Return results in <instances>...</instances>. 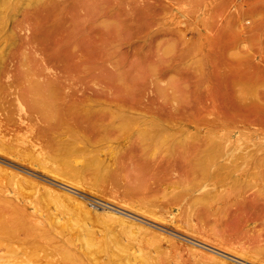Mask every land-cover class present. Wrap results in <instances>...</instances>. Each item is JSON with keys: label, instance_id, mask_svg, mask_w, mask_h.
I'll list each match as a JSON object with an SVG mask.
<instances>
[{"label": "rangeland", "instance_id": "1", "mask_svg": "<svg viewBox=\"0 0 264 264\" xmlns=\"http://www.w3.org/2000/svg\"><path fill=\"white\" fill-rule=\"evenodd\" d=\"M51 4L54 9L50 8ZM38 7L23 6L15 20L6 24L11 30L8 37L12 45L10 71L28 70L41 82L58 73L68 78L65 72L71 73L68 69L76 60L71 62L72 53L65 48L89 43L84 29L96 28L97 46L104 51L91 53L94 70L78 73L84 77L82 85L73 81L76 79H67L69 83L63 77L62 89L71 93L82 88L85 96L90 97L101 87L113 85L116 90L123 76L133 90L130 96L140 103L122 113V117L126 115L125 120L118 119L119 125L123 121L125 127L120 140L107 143L108 146L100 143L99 152L96 147L94 153L87 152L80 160L84 165L95 154L102 158L105 153H111V168L100 172L96 168H72L70 155H58L46 148L49 163L45 169L80 183L85 193L63 185L62 180H53L52 174L37 173L35 168L0 153V184L10 192H0V198L4 195L6 199H0V227L8 230L0 231V264H264V200L259 197L264 192V181L260 178L264 175V0H42L40 7L43 8ZM55 8L62 9L56 12ZM45 13L49 18L53 16L50 22ZM53 32L57 33L55 38ZM37 36H42V42L37 41ZM50 37L55 42L50 41ZM49 47L53 49H47ZM56 51L62 57L68 54L58 64H66L68 71L63 65V69H58L53 61L51 54ZM107 54L109 58L103 59ZM159 63L162 66L159 67ZM129 70L133 72L130 74ZM74 73L72 75H76ZM115 75H119L121 81ZM217 107L224 108L221 123H214L219 118V112L214 109ZM136 114L138 117H132ZM171 114L175 121H182V129L180 125L174 127L176 123L166 122ZM127 115L133 118L131 122ZM14 118H19L18 111ZM148 118L160 124L165 122L170 129L172 125V128H180L183 132L172 131L177 138L188 139L202 156L211 154L208 160L203 158L202 168H228L219 171L217 178H204L207 188L194 192L179 204L178 211L182 212H177V220L185 223L189 214L190 233L186 228H167L160 221L147 220L139 212L154 207L156 201L172 198L174 185L178 187L174 190L177 193L185 189L177 171L164 173L161 168H155V174L162 173L157 174L163 181L160 193L149 195L146 191L144 183L153 182L147 176L149 170L144 168V120ZM125 121L130 125L124 126ZM29 122L32 126L36 124L34 119ZM9 129L12 131L5 134L10 138L16 135L14 143L23 145L19 147L22 153L31 149L33 130L15 133L16 127ZM155 129L153 132L159 133L162 127ZM156 141H152L150 147V154L154 155L152 165L158 163L164 168L168 165L169 153L166 148L156 146ZM214 154H217L216 160H212ZM232 168L240 169L237 172L243 176L237 178V172L231 173ZM10 169L63 192L51 194L43 185L28 184L21 176L15 177L13 184L7 171L15 173ZM204 190L210 193L209 201L215 209L211 207L206 212L208 216L203 213L201 219L195 212L205 210L202 205L205 202L199 198ZM64 192L77 200L70 199ZM74 192H79L80 196ZM151 196L157 200L148 202ZM94 200L103 202L107 208H101L103 205L98 206ZM84 202L87 209L81 207ZM193 231H200L208 241ZM167 234L177 242H167L163 237ZM214 256L218 260L213 259Z\"/></svg>", "mask_w": 264, "mask_h": 264}, {"label": "bare ground", "instance_id": "2", "mask_svg": "<svg viewBox=\"0 0 264 264\" xmlns=\"http://www.w3.org/2000/svg\"><path fill=\"white\" fill-rule=\"evenodd\" d=\"M41 2H42V0H0V153L4 154L6 156H9L10 158L13 159V161L14 160L16 162L19 161L21 163L27 164L26 166H31L32 168H35L36 169L35 171H37V173L41 172V174L42 173L52 174L54 177L53 180H55V181H57L56 179L62 180V181H64L62 183L63 185H66V186L71 187L77 191L85 193L86 191L82 189L83 186L80 185V183L76 184L73 181H69L67 179H64V177H62L58 173H54V171L52 173L50 170L45 169V168H47V164L49 163L48 157L46 156V154H47L46 148L52 149V151L58 155H63V154L70 155V157L73 159H72V161H70L69 166L72 168H96L97 169L96 171H98V172L102 171L103 168H111V166L113 165V163H112L113 158L111 157L112 156L111 153H105L104 157H102V158L100 157V155L95 154L94 157L92 156L93 158L90 160V162L84 163V165H81L80 160L83 156L87 155L85 153L88 152V154H89V152H91V151L94 153V148L97 149L99 146L98 144L104 143L107 145V143H113V142L115 143L116 140H120L121 138L120 139H118V138L120 137L121 134L122 135L124 134L123 130L125 129V127L122 126L123 121H122V125L121 126L119 125L120 123H119L118 119H120L122 117V113H126L127 110H129V108H132L131 105L135 106L139 101H136L133 97L130 96L132 94L133 90H131L132 88L128 87V85L126 84V80L123 76L121 77L123 79V82L121 83V86L117 87L116 90L114 89L113 85L101 87V85H100L102 83L101 82L99 84L101 88L98 89L96 92H94V94L92 96L87 97V96H85V92L83 90H81L82 88L77 89L74 92L72 90L71 93L65 92L64 89H62L63 83H64L63 82L64 76L63 75L60 76L59 73L56 75H53L54 77H51L52 74H50L51 78L45 79V80L42 79L43 80L42 82L40 81V79H34L33 76H35V74L30 75L28 70H24V69H17L16 70L15 69L16 71L11 70V71H14L11 73L10 63L12 61L11 60L12 59L11 58L12 45L8 41V37L10 36L9 33L11 30H10V27H8L6 24H8L11 21L13 22V20H15L14 18L17 17V15L20 13L23 6H27V7L28 6H35V8L39 6L38 8L40 9V8H43V7H40ZM44 4H46V3H44ZM60 5H62V4H60ZM50 6H51L50 8L53 7V9H54V6L52 4ZM55 7H57V6H55ZM60 9H62V8H60ZM60 9L57 8L56 12ZM34 10L35 9H33V11ZM39 14H43V13L40 12ZM53 15H55V14H53ZM45 16L48 17V19H49V20H47L48 22H50L51 21L50 18L53 17V16H51L49 18L50 15L48 14V16H47L46 13H45ZM70 16H73V14H71ZM37 17H38V14H37ZM40 17H41V15H40ZM93 18H94V16H93ZM46 19L47 18H45V21H46ZM90 19H92V18L90 17ZM42 20H44V19H42ZM90 21H92V20H90ZM62 23H64V22H62ZM40 24H41V22H40ZM65 24H66V22H65ZM56 25H57V23H56ZM42 27L43 26H41V28ZM57 27H58V25H57ZM74 27L76 28V26H74ZM60 29H62V28H60ZM95 29L96 28L84 29V33H86L87 36L90 38L89 43L88 42L84 43L85 44L84 46H81V45L79 46L77 44H74L70 48H68V47H67V49L65 48V50H67V51H69L68 49H70V51L72 53L71 62L72 61L74 62L76 60L73 64V66L71 65L72 68L68 69L71 73L65 72V74H68V76H67L68 78L64 77L66 80L67 79L68 80L76 79L73 81H76V84L79 83L82 85L84 77H80L79 74L80 73H81V75H82V73L86 74V73H89L91 70H94L92 65H91V60H92L91 59V53L93 51L99 52L98 50L104 49L103 47L101 49L100 47L97 46L98 40L95 39V32H94ZM98 29L101 30V28H98ZM52 31H54V30H52ZM103 31H105V29ZM54 32L52 35L53 38H55L54 35L57 34L58 31H57V33H54ZM97 32H99V31H97ZM41 33H42V36L45 37L43 35L44 32H41ZM110 33H111V30H110ZM62 34H64V33H62ZM106 34L108 35V33H106ZM46 35H48V34H46ZM42 36L41 37L37 36L38 42L39 41L42 42L41 41ZM65 36H67V35L65 34ZM102 36H103V34H102ZM108 37H109V35H108ZM108 37H106V38L109 40ZM100 38H101V36H100ZM48 40H47V42H48ZM50 41H52V38L50 39ZM53 41L55 42V40H53ZM29 42H31V41L29 40ZM44 42H46V41H43V43ZM105 42H107V41H105ZM108 43H111V42L108 41ZM31 44H32V42H31ZM52 44H56V43H52ZM37 45H39V44H37ZM108 45H107V47H108ZM24 46H25V43H24ZM22 47H23V45H22ZM33 48L35 50V47H33ZM47 49H53V48L49 47ZM38 51H40V50H37V52ZM62 52H64V51H62ZM97 52H95V53H97ZM32 53H34V52H32ZM32 55H34V54H32ZM45 55H44V57H45ZM51 55L53 57L52 58L53 61L58 66V64L60 65V63L63 62L64 56H67L68 54L67 55L62 54V55H64L62 57L56 51L55 54H51ZM100 55H102V54H100ZM39 56H41V55H39ZM147 56H148V54H147ZM68 58L65 57V59L69 60ZM95 58H96V56H95ZM102 58L107 59V58H109V55L107 54V55L103 56ZM47 59H48V57H47ZM42 60L44 61V59H42ZM49 61H51V60H49ZM69 61H67V64L69 63ZM130 61H131V59H130ZM121 62H122V60H121ZM152 62L153 61H151V63ZM45 63H46V59H45ZM160 63H161V61H160ZM160 63H159V67L162 66V64H160ZM165 63H166V61H165ZM102 64H104V63H102ZM41 65H42V63H41ZM47 66H48V64H47ZM47 66L45 65V67H47ZM61 66H58V69H60L59 67H61ZM117 66H118V64L116 63V66H114V67L117 68ZM64 67L66 69V64ZM150 67L153 68L152 66H149V68ZM51 68L53 69L52 66H51ZM11 69H12V67H11ZM61 69H63V68L61 67ZM99 69H100V67H99ZM126 69L128 70V67ZM126 69H124V70H126ZM54 70H55V67H54ZM114 70H115V68H114ZM133 70L130 71V74H131V72H133ZM64 71L65 70H62L63 73H64ZM109 71H113V70L109 69ZM74 72H76V75H72V73H74ZM150 72H151V70H150ZM114 73H116V72L114 71ZM114 73H113V75H114ZM152 73H154V71ZM102 74L99 76L101 77ZM123 74H125V71L123 72ZM94 75H96V74H94ZM126 75H128V74H126ZM100 77H99V79H100ZM115 77H117V75H115ZM105 78H106V76H105ZM118 78H120L119 75L117 77V80H119ZM121 78H120V81H121ZM188 79H191V78H189V76H188ZM93 80H95V78ZM114 81H115V79H114ZM84 82L86 83L85 80H84ZM98 82H100V80ZM173 82H175V80ZM183 82H185V81H183ZM86 85H87V83H86ZM64 86H66V85H64ZM104 86H105V84H104ZM12 88L14 89L13 91L11 90ZM177 89H178V87H177ZM188 91H190V90H188ZM78 92L81 93V97L79 96ZM183 98H185V95H183L182 99ZM214 109L217 112H219V116H218L219 118L214 123L223 122L224 111L222 109H224V108L222 107L220 109L219 107H217ZM16 111H18V113H19L18 119L14 118ZM176 112H178V111H176ZM127 114H131V113H127ZM127 116H129V119L128 118L127 119L131 122V120L133 118L131 119L130 115H127ZM134 116H137V114L133 115L132 117H134ZM125 117H126V115L122 118L125 120ZM139 118H140V116H139ZM168 118L171 121L170 120H167V121L164 120V121H166V122L169 121V123H171V124L176 123V124H174V127H177V125H180L179 127L181 129L183 128L182 121L178 122V121L174 120V114H171V116H168ZM32 119H34L36 121V124L34 126H32L31 122H29ZM145 121H147V122H145ZM129 123H126V121H125L124 126H126V124L130 125ZM144 123H146V129H144V168H147V170H149V173L147 174V176L151 177L150 179H153L152 183L149 180L144 183V187H145L146 191L149 192V195H151V193H155V194L160 193V190L162 187L161 183L163 181H161L162 179L159 178L158 175H160L162 173H159L156 171L157 173L155 174V168H157V169L161 168L162 169L161 172L165 171L164 173H168L169 171H171V172L177 171L179 173V176L182 178L183 185L185 184L183 186L185 189L183 188L184 191L182 190V191H179L177 193L174 190L177 189L178 187L175 188L176 185H174V188L172 187L173 194H174L171 196L172 198H169L165 202L156 201L157 203L154 205V207H146L149 210H144V211H139V212H142V214H144V217H146L147 220H150L153 222L154 221H160V222L164 223L163 225L166 226L167 228L172 227V228H176L178 230H180L182 228H186V232H189L192 230V229H189V227H188V226H190L188 223H191V221H192V219H190V220L188 219L189 214L186 217L187 221L185 223H183V222L180 223V221L177 220V217H176L177 212H180V213L182 212V211H178L179 210V204H181V202L187 196H190L194 192L197 193V192L207 188V185H204V183H203L204 178H206V177H210V179L217 178L219 171H221L223 169L227 170L228 168H221V167L220 168H218V167L217 168H202V162L208 160L209 156L211 154H207V155L205 154V156H202L201 152H199L197 149H195L193 147V145L188 141V139L177 138L176 132H175V135H174V133H172V131L175 129V128H172L173 125L170 129L169 128L170 125L167 127L165 125V122H162L163 124L162 123L160 124L157 121L155 122V120L152 118H150V119L148 118V119L144 120ZM10 126L16 127V131H14L15 133H20L24 130H27V131L33 130L35 132V136L32 140V144H31V149L27 150L26 153H22L23 150L20 151V149H19L20 146L23 148V145L18 144V143L17 144L14 143V142H16V135H13L14 137L10 138V137H8L9 134H5V132H7V131H12L11 129H9ZM158 126L160 128L162 127L161 131H159V133L158 132L154 133L153 131L154 130L156 131L155 127H158ZM209 126H211V125H209ZM212 127H214V126H212ZM176 129H175V131L179 130V129H177V130ZM130 130H132V128ZM129 132L130 131H128V133ZM165 133H168V135L163 137V135ZM177 133H178V131H177ZM160 135H162V136H160ZM155 139H157V141L155 142L156 146H161V147L166 148L167 152L169 153L168 157L166 158L168 165H166L167 162L165 161L166 164H163V165L164 166L166 165V167H164V168H162L161 165H159L158 163H153V165H152L151 160L153 159L154 155L150 154V151H151L150 147H151V144L153 143L152 141H155ZM5 146H7V147H5ZM103 147H104V145H103ZM101 149H102L101 147H100V149L98 148L97 149L98 152ZM177 152H178V154H177ZM95 153H97V152H95ZM176 155H178V156H176ZM216 157H217V154H214L212 160H214V159L216 160ZM203 158H204V161H203ZM33 160H35L36 162L38 161L40 163V165L39 166L35 165ZM68 160H69V158H68ZM32 161H33V163H32ZM66 164H67V162H66ZM223 165H224V163H223ZM1 169L4 172H6L5 169H3V168H1ZM153 169H154V171H153ZM239 170L240 169L232 168L231 173L232 174L236 173ZM10 171L15 173V174H12V173L7 171V173H9V175H10L9 178H11V181L13 184H15V181H14L15 177L21 176V177L25 178V181L28 184H38L40 186L43 185L44 188L51 194L56 193V194L60 195V194H62L61 192H63L61 189H58L57 187H53V186H51L49 184H45L43 182H39L36 179H33V178L28 177L26 175H23L21 172L13 171L11 169H10ZM237 174H238L237 178L239 177V179L243 176V174H241V173L237 172ZM239 174H241V175H239ZM223 175H225V174L223 173ZM225 177L227 178V176H225ZM260 178H261V180L264 181V175L263 174H261ZM239 179H234V180H237V182H238ZM218 180H219V178H218ZM215 182H216V180H215ZM177 183L180 184L181 182H177ZM177 183H175V184H177ZM178 184H177V186H178ZM213 184L216 185L215 183H213ZM245 184H246V182H245ZM262 188H264V185L262 186ZM87 191H88V189H87ZM0 192H2V194H4V193L10 194L8 188L2 184H0ZM74 193L80 196V194H78L79 192L78 193L74 192ZM89 193H90V191H89ZM63 194L67 195L70 199L77 200L76 197L68 195L65 192ZM211 194H212V192H211ZM166 195L167 194H165V196ZM259 195H260L259 197L261 198V200H264V192L260 193ZM4 197L5 196L3 195V197H1V198L3 199ZM157 197L159 199V196H157ZM199 198H200V200L202 199V202L204 200L205 204H202V205H203V208H205V210H203V211L200 210L201 212H198L199 214L196 212H195V214L199 215V216H197V218L202 219L203 217H200V216L201 215L203 216V213H205V215H206V212H208L211 207H213L212 208L213 210L215 209V207L212 204L213 202L210 203V201H209L211 196H210V193L208 191L204 190V193L201 195V197L199 196ZM89 199H91V198H89ZM153 200H157V199H154L151 196V198L149 199L148 202H151ZM94 201L97 202L98 206L103 205V206H101V208H105V207L107 208V205H104L103 202L100 203L97 200H94ZM81 207H84L87 209L85 202L82 203ZM108 207H109V205H108ZM248 209H249V207H248ZM191 212H190V215L193 213V212L192 213ZM183 214H186V213L184 212ZM178 216H180V214ZM184 216H186V215H183V217ZM206 216H208V215H206ZM141 217H143V215H141ZM183 217H182V219H183ZM191 217H193V215H191ZM130 218H134V217H130ZM240 219H242V218H240ZM183 220L185 221V219H183ZM193 228L197 229V227H193ZM0 231H8V230L6 228L0 227ZM193 233H197L198 236L200 235L203 238H206V239L208 238V237L201 235L200 231L199 232L193 231ZM161 234H165V233H161ZM163 237L169 243H172L175 240L173 237L168 236V234L164 235ZM206 241H208V239ZM174 242H177V241L175 240ZM234 252H235V250H234ZM237 254H238V252H237ZM212 255H214V254H212ZM213 259H216L215 256ZM216 260H218V259H216ZM219 261H222V260H219Z\"/></svg>", "mask_w": 264, "mask_h": 264}]
</instances>
